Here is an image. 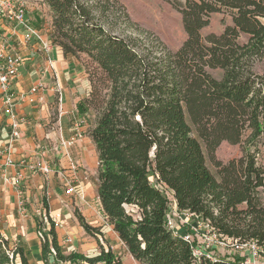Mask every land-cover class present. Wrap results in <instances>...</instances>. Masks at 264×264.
I'll use <instances>...</instances> for the list:
<instances>
[{"label":"trees","instance_id":"16d2710c","mask_svg":"<svg viewBox=\"0 0 264 264\" xmlns=\"http://www.w3.org/2000/svg\"><path fill=\"white\" fill-rule=\"evenodd\" d=\"M39 1L51 12V44L91 64V91L77 109L83 117L97 114L89 136L99 160L98 198L132 257L140 264H235L245 258H221L214 246L213 258L196 256L201 242L194 233L188 241L167 226L171 204L220 237L254 241L264 257V165L258 160L264 152V72L255 70L264 60V0H163L181 14L187 35L175 51L154 35L142 44L117 32L108 15L129 18L119 0ZM216 13L228 14L232 24L204 36ZM224 141L246 144L245 154L216 161ZM43 202L49 226L38 218L37 230L48 227L41 238L44 264H122L110 246L92 256L66 254ZM79 221L91 231L82 216ZM0 264H31L22 245L12 248L1 223Z\"/></svg>","mask_w":264,"mask_h":264},{"label":"crops","instance_id":"0c3cea01","mask_svg":"<svg viewBox=\"0 0 264 264\" xmlns=\"http://www.w3.org/2000/svg\"><path fill=\"white\" fill-rule=\"evenodd\" d=\"M42 5L45 11L50 12L47 5ZM27 18L31 28L49 39L52 29L51 15L48 21L43 20L40 11L31 8L27 10ZM5 22L10 41L18 46L17 49L25 58V65L21 68L18 82L13 84V90L18 94L37 85L39 90L36 93L37 104H30L28 101L17 103V112L25 115L28 121L22 127L21 137L14 142L11 149L17 165L0 169V223L9 239L21 242L33 262L41 263L42 240L37 230V213L41 216L44 198L48 202L49 213L60 214L62 217L64 226L57 229V234L59 243L65 250L66 247L71 248L64 244L72 237L70 233L73 232L72 229H66L72 215L73 198L76 203L78 201L76 197L67 194L64 180L71 179L74 184L79 182L84 194L92 185L98 191V178H91L88 172L94 165L92 159L96 158L97 162L98 158L95 144L89 136L95 116L91 113L89 117H83L77 109V104L90 93V81L79 59L72 55L65 56L62 49L54 45L48 53L34 40L19 45L21 32L19 36H11L13 23ZM76 132L82 136L68 151L58 147L61 139H70ZM10 135L9 118L0 111V147L8 144ZM21 161H43L52 170L48 174L35 171L23 166ZM173 209L177 210L175 206ZM199 224L200 221L189 218L188 224L181 225L180 234L192 232L195 236L194 227ZM114 233L116 240L123 243L115 231ZM200 233L204 235L206 230L200 229ZM198 240L202 242L201 238ZM233 254L235 253L230 252L228 255ZM244 254L246 253L241 252V255Z\"/></svg>","mask_w":264,"mask_h":264},{"label":"rangeland","instance_id":"374dc122","mask_svg":"<svg viewBox=\"0 0 264 264\" xmlns=\"http://www.w3.org/2000/svg\"><path fill=\"white\" fill-rule=\"evenodd\" d=\"M20 3H23L27 10L31 8L38 9L40 14L43 16V20L47 21L50 19L49 10L45 11V7L42 5V2L39 0H19ZM120 4L123 5L125 12L129 16L128 20L124 17L114 16L113 13L108 15V19L112 25H115L116 31L121 33L124 36H131L136 38L138 43H145V37L148 35H154L158 37L169 49L175 51L179 49L184 41L187 38L186 32L183 27L182 17L179 12H177L169 3L163 0H119ZM120 15V14H119ZM232 24L231 17L226 13H216L213 14L210 20V24L202 30V34L207 36L211 33L221 34L225 27ZM241 42L246 41V37L242 36L240 39ZM81 64L84 66L87 73V78L89 79V73L87 72L88 68L91 67V64L85 56H82L79 59ZM256 72H264V60L258 61L255 64ZM213 75L220 77L221 71H212ZM91 91V84H90ZM86 98V97H85ZM95 119L97 114L94 113ZM246 144H230L226 141L222 142L221 145L217 148L215 152L216 161H221L226 164L231 160L240 159L244 154V149ZM254 150V149H253ZM207 164L210 170L218 177V168L210 157L208 152L205 150ZM95 157V156H93ZM94 165L92 170L89 169L91 178L97 177V166L98 158L92 159ZM259 162H263L264 165V152H261L258 156ZM95 172V173H93ZM91 181V179H90ZM77 187L75 197L77 198V203L73 198V204L71 205V219L68 220L66 227L67 231L72 229L73 232L70 233L71 241L66 242L65 246L67 247L63 250L66 254H69L72 251H80L87 255H95L99 253L100 247L103 245L105 248L109 246L114 250V252L120 256L122 264H140L136 261L132 255L129 253L127 247L116 240L117 236L114 233L112 226H109L108 221L104 219L103 212H101L100 202L98 200V194L95 188L92 187L84 194L81 190V185L75 183ZM264 195V190H263ZM44 202L41 204V212L44 210ZM44 210V211H43ZM41 214V215H42ZM38 218L40 215H38ZM79 216L84 218L85 223L91 227V231L85 230L80 221ZM113 229V230H112ZM197 239V238H196ZM12 248H15L17 245H21V242H18L17 239H10ZM202 244V242H201ZM217 251L221 258L230 257L235 259L234 256H228L230 252H235L232 241H227L226 243L219 244ZM72 249V250H70ZM31 264H43L33 262L30 254L27 253ZM229 259V258H228Z\"/></svg>","mask_w":264,"mask_h":264},{"label":"built area","instance_id":"2783aa9c","mask_svg":"<svg viewBox=\"0 0 264 264\" xmlns=\"http://www.w3.org/2000/svg\"><path fill=\"white\" fill-rule=\"evenodd\" d=\"M5 21H11L13 23L10 29L11 36H19V32H21L22 38L19 39V45H25L34 40L40 48L48 53L51 52L53 46L50 39H46L41 32L31 28L27 18V7L23 3H20L19 0H0V111L8 116L9 127L11 130L8 144L4 147H0V169L17 165L11 149L14 142L21 137L22 127L28 121L25 115H21L17 112V103L20 101H28L30 104H37L38 97L36 96V93L39 90L38 85L33 86L27 92L18 94L13 90V84L18 82L21 68L25 65V58L17 49L18 46L10 41L9 35L6 33ZM49 61L51 60L49 59ZM81 136L82 135L79 132H76L70 139H61L58 147L68 151V149L74 146ZM21 164L23 166H28L32 170L41 171L46 174L52 170L51 167L43 161H21ZM6 180L9 181V178L6 177ZM64 182L67 186V194L75 197L74 195L77 187L75 186L74 181L71 179H65ZM78 184L80 183L78 182ZM159 187L165 189L164 185H159ZM174 206V204H171L170 210L167 214V226L174 234L180 235L181 225L188 224L189 218L198 220V216L188 211L175 210L173 209ZM49 216L52 219L56 231L64 226L60 214L51 215L49 213ZM40 218L49 226L46 212L43 213ZM194 228L197 239H202V244L197 245L194 248V254L196 256L207 255L208 257L213 258L214 253L210 251L211 247L218 246L219 244L221 245L227 241H232L235 252L246 253L242 255H246L245 258L241 261H235V264H264V257L262 255L263 248L258 246L254 241L238 243L227 237H220L217 233L211 230L207 223L204 222H200L199 226ZM47 229L48 227H44L42 228V231H38L41 238H43V233L46 232ZM200 229H205L206 233L202 235ZM183 236L186 240L191 241L190 233L183 234ZM70 241L71 239H68V242ZM227 260L233 261L230 257H227Z\"/></svg>","mask_w":264,"mask_h":264}]
</instances>
